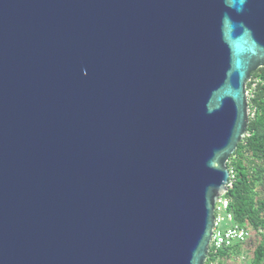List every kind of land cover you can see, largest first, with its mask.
<instances>
[{
  "label": "water",
  "instance_id": "obj_1",
  "mask_svg": "<svg viewBox=\"0 0 264 264\" xmlns=\"http://www.w3.org/2000/svg\"><path fill=\"white\" fill-rule=\"evenodd\" d=\"M264 0H0V264H205Z\"/></svg>",
  "mask_w": 264,
  "mask_h": 264
},
{
  "label": "trees",
  "instance_id": "obj_2",
  "mask_svg": "<svg viewBox=\"0 0 264 264\" xmlns=\"http://www.w3.org/2000/svg\"><path fill=\"white\" fill-rule=\"evenodd\" d=\"M247 92H252L248 99L251 112L247 134L228 163L235 182L227 197L236 221L259 237L255 245L253 241L244 244L253 249L250 264H264V198L260 200L258 193L264 182V68L252 74ZM242 248L237 245L217 256L210 254L205 264H224L239 258Z\"/></svg>",
  "mask_w": 264,
  "mask_h": 264
},
{
  "label": "built area",
  "instance_id": "obj_3",
  "mask_svg": "<svg viewBox=\"0 0 264 264\" xmlns=\"http://www.w3.org/2000/svg\"><path fill=\"white\" fill-rule=\"evenodd\" d=\"M235 176L230 171L228 190L233 188ZM224 193L217 200L214 209V227L213 235L209 247V255L217 256L219 252L229 250L237 245H244L253 237L252 229L240 225L236 219L233 209L231 208V200L227 197L228 193Z\"/></svg>",
  "mask_w": 264,
  "mask_h": 264
},
{
  "label": "rangeland",
  "instance_id": "obj_4",
  "mask_svg": "<svg viewBox=\"0 0 264 264\" xmlns=\"http://www.w3.org/2000/svg\"><path fill=\"white\" fill-rule=\"evenodd\" d=\"M252 98V92H248V99ZM259 199L262 200L264 198V182L261 185V187L259 188ZM255 236V237H254ZM252 237V239L250 241H253L252 243L255 245L257 243V240L259 239V237L257 235H254ZM252 248L247 246V245H243L242 248V255L239 258H234L232 260H229L228 262H225L224 264H250V255L252 253Z\"/></svg>",
  "mask_w": 264,
  "mask_h": 264
}]
</instances>
